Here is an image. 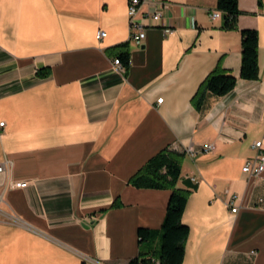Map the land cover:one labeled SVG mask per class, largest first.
<instances>
[{
    "label": "crops",
    "instance_id": "obj_1",
    "mask_svg": "<svg viewBox=\"0 0 264 264\" xmlns=\"http://www.w3.org/2000/svg\"><path fill=\"white\" fill-rule=\"evenodd\" d=\"M163 1L173 30L148 26L136 43L127 0H0V162L12 163L0 174V264L136 257L137 228L161 225L170 190L128 179L163 148L184 152L181 264H264V171H242L255 141L264 150V0H237L233 29L222 13L210 17L217 0ZM242 28L257 31L255 79L239 76ZM125 42L121 71L112 60ZM217 64L235 86L205 91L198 108L192 97ZM232 193L236 213L226 204Z\"/></svg>",
    "mask_w": 264,
    "mask_h": 264
},
{
    "label": "trees",
    "instance_id": "obj_2",
    "mask_svg": "<svg viewBox=\"0 0 264 264\" xmlns=\"http://www.w3.org/2000/svg\"><path fill=\"white\" fill-rule=\"evenodd\" d=\"M216 8L222 13L224 29L237 27L238 15L241 12L237 0H217ZM115 47L123 48L116 56L127 69L130 62L129 52L126 49L127 43ZM240 56L239 76L243 79L257 78L258 35L256 29H240ZM48 73L47 67L37 70V75L41 77L47 76ZM235 83L236 76L217 64L201 82L192 101L199 108L205 91L224 95L233 89ZM183 156V151L163 148L150 156L129 177V183L135 187L169 189L170 193L161 225L158 228L146 226L137 228L139 253L125 264H154L156 261L159 264L182 263L189 227L182 222L181 218L190 193L188 189L176 186ZM156 239L159 240L158 246H155Z\"/></svg>",
    "mask_w": 264,
    "mask_h": 264
},
{
    "label": "built area",
    "instance_id": "obj_3",
    "mask_svg": "<svg viewBox=\"0 0 264 264\" xmlns=\"http://www.w3.org/2000/svg\"><path fill=\"white\" fill-rule=\"evenodd\" d=\"M147 0H127V15H128V24H129V33L130 38L136 43H141L146 35V28L148 26H159L161 27L164 34L169 33L173 30L170 25H167L163 22V8L166 7V3L163 0H149L151 2L152 8L143 11L141 9L142 3ZM221 14V11L218 9L213 10L210 13L211 18H216ZM106 32L104 30H98L96 33V38L100 39L104 37ZM113 64L117 66L121 71L125 70V67L121 64L119 58L116 56L113 58ZM162 97L157 99V102H161ZM3 122H0L2 125ZM253 146L257 148L256 154L247 159L242 166V171L248 173L249 175L257 176L262 171H264V150H261L262 141L257 140L253 143ZM213 144L208 143L202 146L201 150L208 151L212 149ZM186 151L193 155L196 150L191 146L186 147ZM11 161L5 159L0 162V174H7L8 169L11 166ZM195 180V178H192ZM14 186L20 187L26 185V181L19 180L13 183ZM240 199L237 193H232L229 195L226 200V204L230 208L232 213H236L238 210L237 201ZM261 199H259L260 201ZM254 252V251H253ZM154 264H159L157 261Z\"/></svg>",
    "mask_w": 264,
    "mask_h": 264
}]
</instances>
